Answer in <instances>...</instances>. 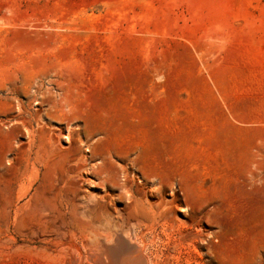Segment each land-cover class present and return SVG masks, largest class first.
<instances>
[{"label":"rangeland","instance_id":"obj_1","mask_svg":"<svg viewBox=\"0 0 264 264\" xmlns=\"http://www.w3.org/2000/svg\"><path fill=\"white\" fill-rule=\"evenodd\" d=\"M69 198L264 264V0H0V264H52L25 233Z\"/></svg>","mask_w":264,"mask_h":264},{"label":"bare ground","instance_id":"obj_2","mask_svg":"<svg viewBox=\"0 0 264 264\" xmlns=\"http://www.w3.org/2000/svg\"><path fill=\"white\" fill-rule=\"evenodd\" d=\"M65 139L67 140L66 137ZM86 152L89 150L86 149ZM84 161L87 163V158ZM64 203L63 212L59 211L63 213V216L58 212L62 205L60 209L55 207L57 215L59 213L58 219L54 215L55 219L50 221L51 225L47 226L48 229L41 230L39 227L40 230H37L39 225H36V230L32 227V230L25 233V239H31L34 244H40L32 247L25 245L29 253L46 259L52 264H163L160 254H154V257L149 255L146 246L148 240L145 242L143 234H138L141 236L136 237L134 224L128 223L126 219L119 216L121 219L117 221L116 218L114 220L100 212L95 213L88 202V204H78L69 198ZM42 210L41 215L45 209ZM37 213L39 214L38 211ZM39 215L38 218L41 216ZM42 221L47 223V219L43 218ZM42 224L45 227V223L41 222V227H43ZM139 238L140 241H138Z\"/></svg>","mask_w":264,"mask_h":264}]
</instances>
